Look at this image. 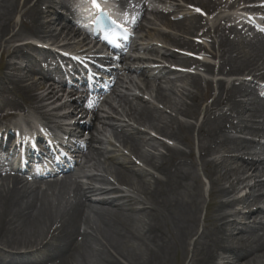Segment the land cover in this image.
I'll return each instance as SVG.
<instances>
[{"label":"bare ground","instance_id":"6f19581e","mask_svg":"<svg viewBox=\"0 0 264 264\" xmlns=\"http://www.w3.org/2000/svg\"><path fill=\"white\" fill-rule=\"evenodd\" d=\"M65 1L0 0V53L2 57L8 53V62L0 70V108L4 105L21 106L24 98L27 99L26 103H33V100L40 99L34 92H46L45 84L32 85L26 89L28 94L20 87L23 81L17 72L21 71L23 64L33 60L28 53L32 45L16 47L15 44L19 38L36 40L57 32L58 9L66 7ZM68 9L73 11L71 4ZM158 18L165 19L164 16ZM177 28L183 29L185 25L181 22ZM172 43L181 45L178 40ZM223 43H226L222 54L223 67H229L231 72L250 70V73H258L257 62L243 58L240 46L231 44L228 38ZM147 71L150 74L153 72L151 69ZM141 73L145 75L146 71L142 70ZM158 73H163L161 79H168L164 69ZM252 85H255L254 82ZM188 86L200 88L194 80ZM161 88L173 95L175 93L174 89ZM231 89L226 90L218 85L219 94L211 112L209 109L205 111L206 116L197 128L179 119L196 120L199 117V100L196 95L188 93L182 95L179 107L174 105L176 110L169 108L176 116L170 117L167 125L156 126L155 129L159 136L189 146L192 134L198 129V161L202 175L210 185L209 195L212 198L202 220L199 219L201 179L193 172L195 164L190 159L192 155H187L178 147L149 140L140 129L144 123L137 120L133 122L138 128L117 126V131L121 133V146L140 157L142 163L158 177L139 168L126 157L118 160L114 157L116 153L110 152L114 162L126 170L114 176V181L124 183L128 187V195L118 194L116 188H104L109 183L99 176L90 177L89 183L78 184L76 192L69 191V188L37 192L22 190L16 185L2 188L0 264H92L93 259L97 264H178L175 260L180 254L181 264H219L220 261L222 264H264V235L252 241L248 235L253 234L255 227L249 224L236 236V223L231 220L236 215L233 209L238 200L234 195L239 193V186L249 190L243 200L249 211L248 223L255 219L254 215L259 216L260 211L254 212L252 209L261 202L258 195L264 188L258 165L245 160V155L249 156L248 152L253 149L252 143L241 144L234 150L236 145L230 141L229 135H225L223 126L225 118L229 117L213 113L214 107L222 106L223 95L226 97L224 106L230 107L235 119H242L249 111L251 88L238 90L233 86ZM46 93L49 94L44 98H54L51 88ZM233 96H237L239 101H234ZM156 97L160 99L158 95ZM33 109L35 113L38 110L34 106ZM149 117L155 119L156 115L152 113ZM103 122L104 125L114 123L110 117ZM72 134L73 130L68 132L69 136ZM92 143L99 145L97 151L101 156L107 153L100 150L102 141L99 137L93 138ZM143 144L150 148V155L139 153ZM159 148L164 152H158ZM220 151H233L231 153L237 156L206 160ZM190 152L193 154V151ZM240 175L248 177L242 180ZM13 183L16 184V181ZM113 210H116V214H113ZM127 214L135 217L134 225ZM259 228L264 230L263 222Z\"/></svg>","mask_w":264,"mask_h":264},{"label":"rangeland","instance_id":"374dc122","mask_svg":"<svg viewBox=\"0 0 264 264\" xmlns=\"http://www.w3.org/2000/svg\"><path fill=\"white\" fill-rule=\"evenodd\" d=\"M15 21H17L16 20V17H15ZM18 44H20V43H17L16 44V46H18ZM11 53V52H10ZM7 55H8V53L7 54H5L3 57H2V55H1V53H0V70H2L3 69V67H4V65H6L7 64V62H8V58H7ZM159 82H157L156 83V85H155V87L157 88L156 89V95H158L159 96V98H162V99H165V101L163 102V103H165V102H167L168 103V105L170 106H174V103L175 102H177L179 99H180V97H181V94H184V92H183V90H181V88H178L177 90V96H175V95H173L171 98H169L168 96H169V94L171 93H166L165 91H163V90H161V88L159 89ZM164 86H166V85H164ZM180 86H183V85H181L180 83H178L177 84V87H180ZM166 87H171V85H167ZM176 87V88H177ZM173 89V88H172ZM184 90H190L188 87L186 88L185 87V89ZM146 95H148L149 97L148 98H150V94L149 93H146ZM153 95V94H152ZM154 96V95H153ZM174 99V100H173ZM170 103V104H169ZM156 104H158V102H156ZM161 106V105H160ZM129 108V107H128ZM168 110V109H167ZM169 111V110H168ZM170 112V111H169ZM148 114H150L149 112H147ZM159 115H162L163 117H164V120L163 119H159V120H157L156 119V121H154V120H150L149 118H147V117H145V119H146V121H145V125H147V126H163L164 124H166V123H168L167 122V118H165V115H163V114H159ZM160 121H162L161 123H160ZM147 128H145V130H146ZM162 139V138H161ZM163 140V139H162ZM142 148V150H139V153L140 154H142V155H144V156H147V155H150L149 153H148V148L146 149V148H143V147H141ZM196 153H197V150H196ZM213 156H216V155H213ZM212 156V157H213ZM94 169L95 170H97V168H98V172L100 173V174H102V175H107V176H114L115 174H117V170L112 166V165H106V164H104V163H101L100 162V159L97 157V158H95L94 157ZM209 186L206 184V180H202V202H204V204L202 205V207L200 208V214H199V219H200V217L202 218L203 217V215H204V211H205V208H206V206H205V203H206V205L208 204V202H209ZM202 210V211H201ZM116 212V211H115ZM129 217H128V219H131L130 221L133 223V225L135 224V222H136V220H134V218L135 217H133V216H131L130 214H127ZM181 255V254H180ZM180 255H177V257H176V262L178 263V264H181V260H182V258H181V256ZM92 264H97L96 263V261H95V259H93L92 260Z\"/></svg>","mask_w":264,"mask_h":264},{"label":"snow or ice","instance_id":"6c2138e0","mask_svg":"<svg viewBox=\"0 0 264 264\" xmlns=\"http://www.w3.org/2000/svg\"><path fill=\"white\" fill-rule=\"evenodd\" d=\"M91 3L93 5L94 8L99 9V4L97 3V0H91ZM197 11H199V9H197ZM111 23H115L114 21H111Z\"/></svg>","mask_w":264,"mask_h":264}]
</instances>
